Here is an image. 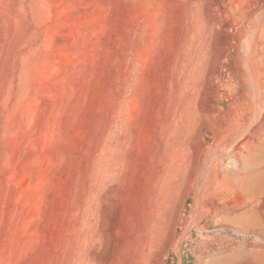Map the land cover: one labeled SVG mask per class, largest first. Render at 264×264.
Listing matches in <instances>:
<instances>
[{
  "label": "rangeland",
  "instance_id": "1",
  "mask_svg": "<svg viewBox=\"0 0 264 264\" xmlns=\"http://www.w3.org/2000/svg\"><path fill=\"white\" fill-rule=\"evenodd\" d=\"M249 140L264 0H0V264H264Z\"/></svg>",
  "mask_w": 264,
  "mask_h": 264
},
{
  "label": "bare ground",
  "instance_id": "2",
  "mask_svg": "<svg viewBox=\"0 0 264 264\" xmlns=\"http://www.w3.org/2000/svg\"><path fill=\"white\" fill-rule=\"evenodd\" d=\"M252 84V83H251ZM251 87V86H250ZM254 87V86H253ZM259 87V86H258ZM256 88H257V85H256ZM256 88H255V91H256ZM258 89V88H257ZM261 91V90H260ZM258 95H259V93H258ZM256 98V97H255ZM253 99H254V96H253ZM256 103V102H255ZM260 104V103H259ZM259 106V105H258ZM256 108H257V106H256ZM255 108V109H256ZM259 108V107H258ZM253 111H255V110H253ZM259 113V112H258ZM257 114V113H256ZM255 116V115H254ZM258 117V116H257ZM255 119H256V117H255ZM242 120H244V119H242ZM250 120V119H249ZM243 123V122H242ZM257 123V122H256ZM245 124V123H244ZM252 124V123H251ZM251 124H248V125H246V126H240L238 129L239 130H244L245 129V131L247 132V133H249V131H250V125ZM254 125V124H253ZM253 129V128H252ZM244 132V131H243ZM251 132V131H250ZM260 133H261V131H260ZM248 135V134H247ZM254 137V136H253ZM226 138V137H225ZM237 139H239V138H237ZM254 141V140H253ZM254 143H252L250 140L245 144V147H246V150H245V153H243L240 157L241 158H243V159H248V160H250L249 162H253V165H251V167L252 166H254V162H256V161H258V160H260V164L261 165H258L257 164V167L256 168H258L257 170L258 171H260V170H264V140L259 144V145H253ZM236 146V145H235ZM244 147V146H243ZM219 148V147H218ZM217 148V149H218ZM217 156V155H216ZM215 158V157H214ZM217 159V158H216ZM227 161H228V159H227ZM215 162V161H214ZM220 162H222V161H220ZM238 162V158H236V157H234V158H232L231 157V159L226 163L227 164V169H229V165L231 164H234L235 166L238 164L237 163ZM213 163V162H212ZM223 163V162H222ZM243 163V162H242ZM220 164V163H219ZM246 164V163H245ZM218 165V164H217ZM216 166V165H215ZM250 166V165H249ZM237 167V166H236ZM238 168V167H237ZM243 168V167H242ZM245 168H246V166H245ZM224 169V168H223ZM244 169V168H243ZM211 170V169H210ZM226 170V169H225ZM224 170V171H225ZM239 170V169H238ZM239 173H240V171H238ZM237 172V173H238ZM228 173V172H227ZM261 173V172H260ZM221 174V173H220ZM263 174H264V171H263ZM259 175V174H258ZM240 176V175H239ZM244 177V176H243ZM247 177V176H246ZM246 177H245V179H246ZM254 177V176H253ZM251 180V179H250ZM255 181V180H254ZM243 182V181H242ZM252 182H253V180H252ZM255 185V184H254ZM222 186V185H221ZM256 189V188H255Z\"/></svg>",
  "mask_w": 264,
  "mask_h": 264
}]
</instances>
